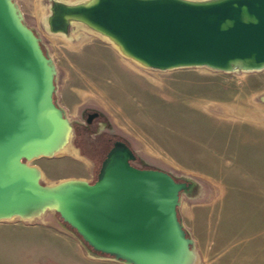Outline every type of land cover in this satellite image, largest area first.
Masks as SVG:
<instances>
[{"label":"water","instance_id":"1","mask_svg":"<svg viewBox=\"0 0 264 264\" xmlns=\"http://www.w3.org/2000/svg\"><path fill=\"white\" fill-rule=\"evenodd\" d=\"M43 25L63 37L82 26L141 69L264 70V0H49ZM56 75L16 1L0 0V223L32 224L52 214L87 258L200 264L177 215L194 179L134 168L132 152L118 143L92 184L73 177L43 183L33 163L68 153L73 136L52 100Z\"/></svg>","mask_w":264,"mask_h":264},{"label":"rangeland","instance_id":"2","mask_svg":"<svg viewBox=\"0 0 264 264\" xmlns=\"http://www.w3.org/2000/svg\"><path fill=\"white\" fill-rule=\"evenodd\" d=\"M15 1L55 64L54 98L68 118L75 117L81 107L100 110L147 166L175 177H190L203 188L200 202L180 198V206L188 209L186 228L193 227L195 236L203 242L201 264H252L255 258L250 254L255 252V246L247 239L257 231V260L262 264L264 70L225 74L204 68L167 72L141 69L81 27L71 26L65 39L45 33L43 20L49 0ZM87 52L95 58H85ZM102 157L103 154L89 162L71 145L66 154L33 164L44 173L43 183L69 177L91 183ZM246 186L248 190L253 187L248 197L258 196V227L242 225L251 221L257 211L254 202L246 208L244 201L239 204V199L246 196ZM245 217L248 219L243 221ZM56 218L47 214L43 222L58 229ZM229 223H235L233 232L220 233L219 229ZM216 239L220 241L216 243ZM78 248L84 258L91 260L79 245ZM22 249L26 247L16 242L2 245L0 264H22ZM228 249L235 251L233 257L229 252L223 257V251ZM239 250L248 251L239 258ZM211 251L220 256L209 257Z\"/></svg>","mask_w":264,"mask_h":264},{"label":"crops","instance_id":"3","mask_svg":"<svg viewBox=\"0 0 264 264\" xmlns=\"http://www.w3.org/2000/svg\"><path fill=\"white\" fill-rule=\"evenodd\" d=\"M85 58L92 59L95 58L93 53H85ZM258 177V176H257ZM253 187L249 186V190H251ZM246 191L244 194L246 196H243L239 199V204H241L242 201H244L245 208L249 207V205L253 204L251 202H254V206L257 209L255 216L251 221L248 223L245 222L242 224L245 228L246 227H258V196L256 197H248V193L251 194L252 192L247 189V186L245 187ZM254 192L258 194V183L254 185ZM200 199L192 200L195 202H200ZM193 204L190 205L192 207ZM187 207L180 206L177 210L178 218L181 220L183 227L188 232L192 240L194 241L195 249L199 255V258L201 259V244L203 243L198 237L195 236V231H193V227L191 229L186 228V224L184 219L188 217V211ZM248 214V212H247ZM246 214V215H247ZM242 219V218H241ZM248 218H244L243 221L247 220ZM250 220V218H249ZM235 223H229L224 224L222 226V230L219 229V232L221 231L223 235L229 234L232 231V227H234ZM241 225V226H242ZM220 232V233H221ZM254 239L253 241H251ZM252 239H247L248 244L251 246H255V252H251V257L255 258V262L252 264H258V231L256 234H253ZM220 240L216 239L215 242L218 243ZM251 241V242H250ZM8 242H16L17 244H21L26 247L25 250H20V260L21 263L26 264H69L71 261H73L75 264H88L87 262H92L94 264L97 263H106V264H119L108 260H95L91 259L88 260L84 258L81 251L78 248L77 242L72 239L69 235L65 234L61 230L55 228L52 225L46 224L45 222H36L32 224H23L19 222H12V223H0V247ZM214 246V245H213ZM21 249V248H20ZM250 249V247H249ZM244 251L248 250H239L238 251V257L242 258ZM230 254L229 257L234 256L235 251H231L228 249L223 251V257ZM1 254V252H0ZM233 254V255H232ZM2 255V254H1ZM209 257H218L220 256L218 253H215L214 251H211V253H208ZM248 256V254H247ZM86 257V256H85ZM88 260V261H87ZM201 264V261H200ZM264 264V260L263 263Z\"/></svg>","mask_w":264,"mask_h":264},{"label":"flooded vegetation","instance_id":"4","mask_svg":"<svg viewBox=\"0 0 264 264\" xmlns=\"http://www.w3.org/2000/svg\"><path fill=\"white\" fill-rule=\"evenodd\" d=\"M26 25L30 27L27 23ZM52 100L55 101V98L52 97ZM69 119L71 120L73 132L71 145L80 155L88 159L87 161L93 162L99 159L103 154L102 161L107 152L115 144L121 143L127 146L134 156V159L129 162L132 167L137 169L160 170L159 168L147 166L145 161L131 149L129 143L115 132L112 124L100 110L94 107H81L76 116ZM87 182L89 184L93 183ZM203 193V188L197 185L181 197L187 200H198L201 199Z\"/></svg>","mask_w":264,"mask_h":264},{"label":"bare ground","instance_id":"5","mask_svg":"<svg viewBox=\"0 0 264 264\" xmlns=\"http://www.w3.org/2000/svg\"><path fill=\"white\" fill-rule=\"evenodd\" d=\"M77 1H80V0H76V1H74V2H77ZM67 3V2H66ZM72 3V2H71ZM78 26V25H77ZM78 27H81L82 29H84V30H86V31H88V32H90V33H92L91 31H89L88 29H86V28H84V27H82V26H78ZM92 34H94V33H92ZM50 36H53V37H55V35H50ZM59 37H61V38H66V37H63V36H59Z\"/></svg>","mask_w":264,"mask_h":264}]
</instances>
